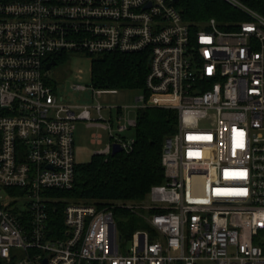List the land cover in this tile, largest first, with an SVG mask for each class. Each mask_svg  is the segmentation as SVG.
<instances>
[{"label": "built area", "instance_id": "2783aa9c", "mask_svg": "<svg viewBox=\"0 0 264 264\" xmlns=\"http://www.w3.org/2000/svg\"><path fill=\"white\" fill-rule=\"evenodd\" d=\"M224 1L247 18L235 30H193L173 0H0V264H264V15ZM76 53L149 60L146 93L116 108L125 124L103 125L112 142L96 154L133 151L130 108L178 113L166 182L143 201L100 209L58 194L75 186L76 122L104 119L100 103H66L46 80L54 56ZM116 209L147 226L128 249Z\"/></svg>", "mask_w": 264, "mask_h": 264}, {"label": "trees", "instance_id": "16d2710c", "mask_svg": "<svg viewBox=\"0 0 264 264\" xmlns=\"http://www.w3.org/2000/svg\"><path fill=\"white\" fill-rule=\"evenodd\" d=\"M240 1L264 15V0ZM176 7L193 30L215 19L222 30L230 31L237 28L236 22L247 20L224 0H179ZM63 56H54L55 61H61L65 58ZM91 57V78L95 89L146 93V78L150 70L145 53H105ZM136 121L131 153L94 154L89 162L77 164L74 188L58 194L68 198L69 203L95 205L101 209L117 203L143 201L153 186L164 184L163 146L165 138L178 130V113L163 108H141L137 111ZM53 206L58 212L53 213L51 225L53 230L59 231L63 228L65 203H52L51 208ZM116 212L133 219L124 230H129L128 238L140 228L147 227L139 226L134 213L129 210L116 209Z\"/></svg>", "mask_w": 264, "mask_h": 264}, {"label": "rangeland", "instance_id": "374dc122", "mask_svg": "<svg viewBox=\"0 0 264 264\" xmlns=\"http://www.w3.org/2000/svg\"><path fill=\"white\" fill-rule=\"evenodd\" d=\"M91 62L92 57L84 54H70L67 58L58 62V65L52 67L47 72L46 80L48 84L55 88L59 98H63L66 103H70L75 106H96L100 103L104 109L102 115L104 119L99 123L110 124L113 129V133L117 134L118 127L121 124H125V116L123 119H119L117 107H133L136 104V98L141 95L138 91H117L115 93H105L99 96L96 94L97 89L92 85L91 78ZM67 82L71 83V87L67 88ZM76 86H85L86 90L76 89ZM137 109H129V120H135L137 117ZM92 109V116L94 119H98ZM89 123L86 121H78L75 124V158L77 164L87 163L91 160L92 156L99 151L104 150L111 142L112 138L110 130L102 127H89ZM102 137V144L93 143L94 137ZM122 136L130 142L135 139V127L129 128L122 133ZM142 213V211H138ZM140 215L134 214L137 218L135 220L139 226L145 225V221ZM116 222L119 226L120 233L124 234L123 242L121 245L127 249L131 247V238H128L129 230L124 231L131 225L133 219L123 214H117L115 216ZM140 228L139 230H144ZM198 264H208L205 261H201Z\"/></svg>", "mask_w": 264, "mask_h": 264}, {"label": "water", "instance_id": "95a60500", "mask_svg": "<svg viewBox=\"0 0 264 264\" xmlns=\"http://www.w3.org/2000/svg\"><path fill=\"white\" fill-rule=\"evenodd\" d=\"M174 3L178 4L179 0H173ZM53 65H56V61H53L52 63H50L48 66H47V69L50 70L52 68ZM67 88H70V82H67ZM123 152V149L121 147L120 144H113V147H112V155H116L118 153H121ZM45 264H47V261H45Z\"/></svg>", "mask_w": 264, "mask_h": 264}, {"label": "crops", "instance_id": "0c3cea01", "mask_svg": "<svg viewBox=\"0 0 264 264\" xmlns=\"http://www.w3.org/2000/svg\"><path fill=\"white\" fill-rule=\"evenodd\" d=\"M118 112V116L119 115H122L123 113L122 112H120V111H117ZM97 114V113H96ZM104 124H95V125H92V124H89L88 126L89 127H102V128H104V126H103ZM106 129V128H105ZM93 143H95V144H102V137L100 136V140H99V143H96L95 142V139H93ZM107 148V147H106ZM105 148V149H106ZM104 149V150H105ZM103 151V150H102ZM102 151H99V152H102ZM98 153V152H97Z\"/></svg>", "mask_w": 264, "mask_h": 264}, {"label": "flooded vegetation", "instance_id": "af4514ba", "mask_svg": "<svg viewBox=\"0 0 264 264\" xmlns=\"http://www.w3.org/2000/svg\"><path fill=\"white\" fill-rule=\"evenodd\" d=\"M56 65H58V62H56ZM56 65H53V67L56 66Z\"/></svg>", "mask_w": 264, "mask_h": 264}]
</instances>
